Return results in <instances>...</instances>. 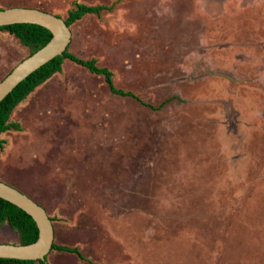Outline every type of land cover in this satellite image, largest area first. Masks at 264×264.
Masks as SVG:
<instances>
[{
    "label": "rangeland",
    "instance_id": "1",
    "mask_svg": "<svg viewBox=\"0 0 264 264\" xmlns=\"http://www.w3.org/2000/svg\"><path fill=\"white\" fill-rule=\"evenodd\" d=\"M64 60L12 111L0 181L52 219L48 264H264V0H0L65 19ZM29 50L0 31V81ZM0 244H19L7 225ZM34 264H39L38 262Z\"/></svg>",
    "mask_w": 264,
    "mask_h": 264
},
{
    "label": "trees",
    "instance_id": "2",
    "mask_svg": "<svg viewBox=\"0 0 264 264\" xmlns=\"http://www.w3.org/2000/svg\"><path fill=\"white\" fill-rule=\"evenodd\" d=\"M111 8L104 5L88 6L74 3V7L67 12L64 21L66 25L70 27L73 23L79 21L86 15L98 16L104 11L111 10ZM0 31L6 32L16 38L21 45L28 48L29 55L43 47L51 39V33L49 30L35 24H13L2 26L0 27ZM64 60H68L85 68L91 74L102 76L108 89L113 94L122 97H131L139 101V99L132 93L114 87L111 79L112 73L108 69L97 66L96 61L93 59L83 60L76 57L71 54L67 48L61 56L53 58L51 61L30 74L0 102V134L9 130H19V125L10 121L12 111L21 101L25 100L34 89L45 83L54 74L59 73ZM3 143V140L0 139V147H2ZM49 219L52 222V219ZM5 225L17 233L19 244L21 245L33 243L37 239L38 229L33 219L23 210L0 198V227ZM53 250L75 254L79 259H83L82 255L76 248L56 245L53 242L50 252ZM36 262L39 264H48L46 260L31 261L0 258V264H34Z\"/></svg>",
    "mask_w": 264,
    "mask_h": 264
},
{
    "label": "water",
    "instance_id": "3",
    "mask_svg": "<svg viewBox=\"0 0 264 264\" xmlns=\"http://www.w3.org/2000/svg\"><path fill=\"white\" fill-rule=\"evenodd\" d=\"M13 24H35L46 28L51 39L40 49L19 62L0 81V102L37 69L61 56L71 40L70 27L61 17L38 9L13 7L0 9V27ZM0 198L28 214L38 229L37 239L30 244H0V258L45 261L54 241L53 226L46 211L28 196L0 181Z\"/></svg>",
    "mask_w": 264,
    "mask_h": 264
}]
</instances>
